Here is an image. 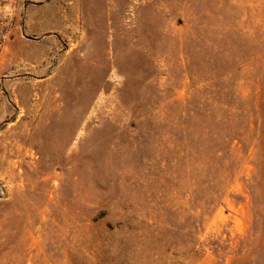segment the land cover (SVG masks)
<instances>
[{
	"label": "rangeland",
	"instance_id": "374dc122",
	"mask_svg": "<svg viewBox=\"0 0 264 264\" xmlns=\"http://www.w3.org/2000/svg\"><path fill=\"white\" fill-rule=\"evenodd\" d=\"M64 263L264 264V0H0V264Z\"/></svg>",
	"mask_w": 264,
	"mask_h": 264
},
{
	"label": "bare ground",
	"instance_id": "6f19581e",
	"mask_svg": "<svg viewBox=\"0 0 264 264\" xmlns=\"http://www.w3.org/2000/svg\"><path fill=\"white\" fill-rule=\"evenodd\" d=\"M112 1H113V0H112ZM110 2H111V1H110ZM114 2H115V1H114ZM116 4H117V3H116ZM116 6H117V5H116ZM116 6H115V7H116ZM113 9H114V8H113ZM116 10H117V9H116ZM113 12H114V11H113ZM113 33H114V32L112 31L111 34H113ZM115 69H116V68H115ZM113 77H114V76H113ZM114 79H115V78H114ZM113 83H114V82H113ZM114 86H115V85H114ZM113 89H114V88H113ZM111 95H113V94H111ZM111 106H112V105H111ZM85 124H86V123H85ZM69 148H70V147H69ZM41 224H42V223H41ZM69 226H70V225H69ZM17 229H19V228L17 227ZM43 233H44V232H43ZM43 233H42V234H43ZM45 234H46V233H45ZM44 237H45V236H44ZM64 264H65V263H64Z\"/></svg>",
	"mask_w": 264,
	"mask_h": 264
}]
</instances>
